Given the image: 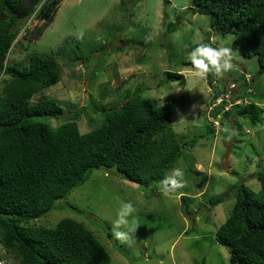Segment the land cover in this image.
I'll list each match as a JSON object with an SVG mask.
<instances>
[{
    "label": "rangeland",
    "instance_id": "1",
    "mask_svg": "<svg viewBox=\"0 0 264 264\" xmlns=\"http://www.w3.org/2000/svg\"><path fill=\"white\" fill-rule=\"evenodd\" d=\"M194 7L193 0H61L38 39L28 41L20 30L8 63L25 65L31 52L49 54L70 36L81 49L94 50L86 63L60 61V81L33 101L55 98L66 115L76 112L79 131L87 132L100 124V109L120 104L126 93L156 104L176 99L170 123L181 145H186L173 167L183 170L184 186L169 195L160 183L143 187L124 180L115 169H95L68 196L65 208L53 209L30 224L53 227L64 216L82 221L108 250L110 264H200L202 260L231 264L228 249L215 240V231L235 200L233 188L243 183L260 190L256 174L264 171V75L258 73L255 56L242 54L235 35L213 30L209 17ZM40 23L30 18L25 25L32 29ZM118 41L123 47H112ZM198 43L232 49L233 69L195 77L189 54ZM167 72L182 74L184 82L169 80ZM2 77L0 73V91ZM215 90L218 94L213 98ZM232 97L234 104H258L261 121L251 124L235 113L224 117ZM223 100L227 104L215 115L212 107ZM62 117L40 120L58 126L65 121ZM228 138L231 148L227 166L222 167ZM182 194L192 201L182 204ZM220 195L221 201L211 206L208 199ZM120 200H130L137 209V229L125 239L114 236V231H127L123 226L115 228ZM0 264H17L1 246Z\"/></svg>",
    "mask_w": 264,
    "mask_h": 264
},
{
    "label": "trees",
    "instance_id": "2",
    "mask_svg": "<svg viewBox=\"0 0 264 264\" xmlns=\"http://www.w3.org/2000/svg\"><path fill=\"white\" fill-rule=\"evenodd\" d=\"M60 1L0 0V246L17 264H110L108 250L82 221L64 216L53 227L30 221L65 208L68 196L95 169H115L124 180L143 187L160 183L186 145H181L170 123L176 99L156 104L126 93L120 104L100 109V124L87 132L79 131L76 112L66 115L55 98L32 100L60 81V61L86 63L94 51L81 49L70 36L49 54L31 52L25 65L7 62L20 30L24 29L28 41L38 39ZM193 2V10L207 15L213 30L235 35L242 54L255 56L258 73L264 75V0ZM30 18L41 21L40 25L29 29L25 24ZM122 47L114 44V48ZM182 76L167 72L169 80L178 79L181 84ZM217 94L215 90L213 98ZM232 100L224 117L235 113L251 124L261 121L258 104ZM226 104L223 100L213 106L214 114ZM41 117L65 121L52 126ZM256 178L259 192L243 183L232 189L235 200L215 231V240L228 249L231 264H264V171ZM191 198L180 195L182 204H189ZM222 198L208 202L214 206Z\"/></svg>",
    "mask_w": 264,
    "mask_h": 264
},
{
    "label": "clouds",
    "instance_id": "3",
    "mask_svg": "<svg viewBox=\"0 0 264 264\" xmlns=\"http://www.w3.org/2000/svg\"><path fill=\"white\" fill-rule=\"evenodd\" d=\"M189 60L193 69L192 74L199 78H206L209 72L213 70L216 74H223L233 69L232 49L213 46L210 43L196 44L189 54ZM183 177L184 172L182 169L173 168L170 174L160 181L164 194L169 195L174 189L182 188L184 186ZM136 212L137 209L130 200L119 201L115 228L118 229L123 226L127 231H114L116 239H125L128 233L136 231Z\"/></svg>",
    "mask_w": 264,
    "mask_h": 264
},
{
    "label": "water",
    "instance_id": "4",
    "mask_svg": "<svg viewBox=\"0 0 264 264\" xmlns=\"http://www.w3.org/2000/svg\"><path fill=\"white\" fill-rule=\"evenodd\" d=\"M121 43L122 42H120V41L117 42L118 45H120ZM112 47H114V45H112ZM224 145H225L226 151H225L224 155L222 156V160H223L222 161V167H226L227 166L226 159H227V157L229 155V150L231 148V138L226 139V141L224 142ZM200 264H205L204 260H202L200 262Z\"/></svg>",
    "mask_w": 264,
    "mask_h": 264
}]
</instances>
